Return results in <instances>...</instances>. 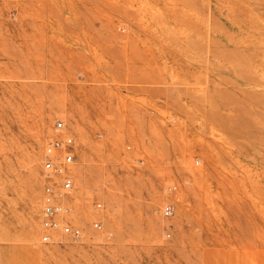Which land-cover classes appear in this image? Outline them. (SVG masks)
Masks as SVG:
<instances>
[{
    "label": "rangeland",
    "instance_id": "374dc122",
    "mask_svg": "<svg viewBox=\"0 0 264 264\" xmlns=\"http://www.w3.org/2000/svg\"><path fill=\"white\" fill-rule=\"evenodd\" d=\"M0 264H264V0H0Z\"/></svg>",
    "mask_w": 264,
    "mask_h": 264
},
{
    "label": "built area",
    "instance_id": "2783aa9c",
    "mask_svg": "<svg viewBox=\"0 0 264 264\" xmlns=\"http://www.w3.org/2000/svg\"><path fill=\"white\" fill-rule=\"evenodd\" d=\"M75 161V139L68 133L66 124L58 121L53 126L52 136L45 145L42 161L45 171L42 212L45 233L42 241L46 244L53 240L51 232H61L74 241L82 237V230L66 221L70 209L65 201L73 192L71 172ZM173 214L174 209L171 206L164 207L165 217H171ZM94 227L100 229L101 225L97 222Z\"/></svg>",
    "mask_w": 264,
    "mask_h": 264
}]
</instances>
